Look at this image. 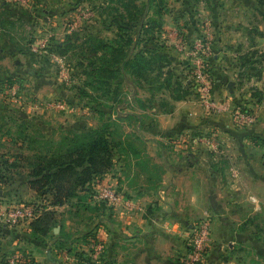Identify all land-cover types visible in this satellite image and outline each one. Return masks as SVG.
I'll return each instance as SVG.
<instances>
[{
	"label": "crops",
	"instance_id": "0c3cea01",
	"mask_svg": "<svg viewBox=\"0 0 264 264\" xmlns=\"http://www.w3.org/2000/svg\"><path fill=\"white\" fill-rule=\"evenodd\" d=\"M0 1L6 6L9 2L21 4L26 9L21 15L30 20H38L41 14L42 0ZM254 1V10L241 11L239 26L224 20L221 8L212 9V24L208 21L209 11L201 7L183 14L176 9L167 18L162 33L166 48L178 46L179 27L181 35L190 31L191 37L199 34L196 39L210 43L216 98L228 99L241 109L255 110L258 120L254 126H239L229 112L208 115L196 93L179 99L173 97L172 89H167V94L162 92L161 96L168 102L163 98L150 107L146 105L151 100L147 96L149 84L132 75L129 82L126 76L120 77L130 89L128 105H114L113 129L120 134L114 138L119 146L114 166L101 179V185L123 191L133 207L115 209L105 202L111 209L99 219L108 226L94 232L106 248L102 259L94 264H181L188 256L193 228L206 214L212 233L206 264H264V0ZM48 14H43L46 21L51 20ZM181 16L190 17V23L181 25ZM204 17L207 25L203 24L202 29L195 22ZM3 20L0 13V64L7 41ZM194 24L200 29L193 28ZM185 51L173 64L178 72L174 81L181 80L182 70L191 72L179 63L189 55ZM191 80L192 74L184 83L187 88L191 84L192 91L195 87ZM229 81L234 82L233 90L228 87ZM136 84L146 92H139L138 87L134 88ZM86 118L87 126L95 125L96 120ZM206 132L218 135L224 155L218 156L198 140ZM58 207L71 206L67 203ZM16 229L0 224V262L15 253L23 255L8 247V243H27L28 234ZM66 235L71 240L84 237L82 232ZM91 237L85 236L83 241ZM224 254L227 258L222 257ZM39 255L37 249L29 250L24 254L27 261L22 259L20 264H37L33 256ZM51 255L41 264H59L58 256ZM73 260L71 253L67 264H74Z\"/></svg>",
	"mask_w": 264,
	"mask_h": 264
},
{
	"label": "rangeland",
	"instance_id": "374dc122",
	"mask_svg": "<svg viewBox=\"0 0 264 264\" xmlns=\"http://www.w3.org/2000/svg\"><path fill=\"white\" fill-rule=\"evenodd\" d=\"M134 1L130 5H135L133 18L125 9V4L129 2L122 3L117 0H42L38 20H30L27 16H22L21 13L25 12V8L21 4L9 2L6 7L0 8V13L4 16L2 28L7 38L5 50L2 51L3 63L0 64L2 66L0 73L5 78L0 81V189L4 191V197H14L22 202H34L36 205L47 203L50 198L46 196L44 200L45 197L43 198L28 184L29 169L25 157L36 152L44 154L48 150L50 140L54 139L57 142L68 132L83 130L87 127L84 123L86 117L96 120L94 123L96 126L113 125L109 121V115L114 113L110 110L111 107L128 105L127 95L130 89L127 82L119 86V95L114 102L115 93L107 91L108 85L103 86V90L99 91L96 86L100 85L90 82L91 76H94L101 66V59L106 60L107 57L111 60L109 47L112 43L119 40L120 44L126 46L127 53L143 52L154 41L163 46L166 39L162 33L168 23L167 18L176 9L183 14L186 10L195 11L201 7V10H208V16H210L214 7L221 8L220 12L224 20L239 26L241 11L254 10L256 7L254 0H248V2L245 0H192L191 2L165 0L167 7L159 13L156 5H160L162 0H154V4H151L149 0ZM213 3L216 5L213 6ZM13 9L20 15L9 16ZM45 12H49L48 16L51 20L44 19ZM85 13L88 15L85 16ZM113 14L114 18H112ZM206 18H199L200 20H196L195 23L203 29V24L207 25ZM151 20L153 24L156 21L155 25L160 22L162 30L158 29L159 26L149 30L153 26L150 24ZM190 21V17L184 18V16H181L179 20L181 25ZM208 21L213 23L211 16L208 17ZM197 24H194L193 28L200 29ZM180 31L182 30L179 27L178 46L164 47V51L174 58H181L180 55L186 52L185 47L187 51L193 48L197 40L196 36L199 35L193 33L191 37L190 31L189 33L184 31V35H181ZM35 36L49 38L51 45L47 53L32 52L30 46ZM212 52L214 51H211L209 56H212ZM184 57L185 59L180 60L185 61L186 64L181 65L185 66V69H190L191 65L188 63L192 57L191 55ZM174 67L175 65L172 68ZM127 70L124 67L121 72L126 77L130 76ZM160 72L156 71L150 77L151 82L157 83L153 86V90L151 91V87H146L150 89L148 90L150 94L147 96L151 97V100L146 101V105L150 107L158 105L163 98L168 102L167 97L161 96L162 92L167 94V89L162 88L163 85L160 87L158 81ZM174 73L178 72L174 71ZM191 74L182 70L180 78L185 82ZM164 75L163 78H165ZM165 84L169 85L168 82ZM110 85L113 90L111 82ZM136 87L141 93L147 90L139 84H136L134 88ZM57 103H66L70 108L61 111L56 107ZM86 108L89 109L87 112H85ZM91 113L92 115H88ZM122 118L128 119V117ZM208 134L206 132L203 135ZM119 135V131L117 132L114 128L113 137L117 138ZM97 191L96 188L93 198L86 201L93 209L76 210L72 207L56 209L55 223L57 225L54 228L63 226L67 234L82 232L86 235L90 233L92 236L88 239L89 241H83V235L69 241L72 243L69 244L70 247L76 250L73 255L75 260L72 261L74 264H77L79 256L82 258L80 264L85 262L94 264L96 260L102 259L103 250L105 251L106 248L104 242L97 236V232H94L102 226H108L99 219V215L103 212L94 207L95 203L100 202L96 199ZM27 227L28 225H22L16 230L21 234H27L25 231ZM59 232L60 230L55 234ZM53 234L54 231L42 242L28 237L27 243L24 242L23 245L8 243L9 246H7L10 250L20 251L23 256L29 250L36 252L37 249L40 255L33 256L37 264L48 260L49 253L52 254L51 256L53 254L58 256L59 264H67L64 259L66 251L60 250L56 240L53 239ZM85 245H87L86 248ZM99 246H101L100 249ZM222 257L227 258V255L224 254ZM23 260L27 261L24 257Z\"/></svg>",
	"mask_w": 264,
	"mask_h": 264
},
{
	"label": "trees",
	"instance_id": "16d2710c",
	"mask_svg": "<svg viewBox=\"0 0 264 264\" xmlns=\"http://www.w3.org/2000/svg\"><path fill=\"white\" fill-rule=\"evenodd\" d=\"M117 1L122 3L129 2V4H125V9L128 15L133 18L135 5H130L131 2L134 3L135 1ZM149 1L151 4H154V0ZM191 1L192 0H188L187 2ZM158 5L159 4H157L156 7H158L159 13H162L167 7L165 0H162L160 5ZM4 7H6V5L3 4V1H0V8ZM16 15L20 14L16 13L15 9L9 13V16ZM116 17L118 18L119 16ZM112 18H114V14L112 15ZM150 24L153 26L149 30H152L155 26H159L158 29L161 27L160 22L158 25H155L156 21L153 24V21L151 20ZM129 42L128 45L130 44ZM154 43L155 41L151 43V45H148L143 52L138 53H127L126 46L120 44L119 40L116 43H112L109 47L111 50V60H108L107 57L106 60L101 59V66L95 72V75L91 76L90 82L100 85L96 86V89L99 91L103 90V86L106 87V85H108L107 91L115 93L113 99L114 102L119 95V86L123 84L119 79L120 77L125 76L121 73L124 67L128 69L127 74L130 73L132 78H135L139 82H147L151 87V91L153 90V86L157 83L151 82L150 77L156 71H161L158 80L160 87L163 85L162 88L172 89V95L174 98L180 99L189 96L191 93L195 94V89L192 91L190 90L191 84L187 88L183 82L184 80L174 81L175 76L177 75L174 71L176 72L177 69L176 67H174V69L172 67L176 62V58L164 51V47L166 48L165 43L162 44L163 46L159 43ZM209 55L207 56L208 60L206 67L214 84L216 74L213 68V56ZM179 63L186 64L185 61ZM191 63L190 61L188 63L191 65L190 73H192L193 70V64ZM166 69L168 70L166 71ZM164 74H166V76ZM163 75L165 78L162 77ZM130 76L126 77L128 82ZM4 79L5 78L2 74H0V81H3ZM110 82L112 83L113 90H111L112 87ZM165 82H168L169 85L165 84ZM190 83H194V80H191ZM193 86L195 87V84H193ZM110 110L114 111V106L111 107ZM109 121L114 124L115 121L112 118V115H109ZM48 145L46 153L39 154V152H36L25 157L29 169V186L41 194L43 198L45 197L44 200H46V196L50 198L47 203L37 205L39 214L29 223L27 229H25L29 237L37 242H42L44 239H47L48 235L54 231V227L57 225L55 223L57 206L69 203V205L76 210L93 209L86 201L93 198L96 188L101 186V179L105 174L112 170L119 146L118 142H116L113 137V125L111 124L87 126L83 130L77 132H68L57 142H55L54 139L50 140ZM75 199L76 202L74 201V203L73 200ZM94 207L104 213L105 211L110 210L103 201L95 203ZM81 211L82 210H80V212ZM66 234L64 227L61 226L58 234H55L54 231L53 239H56V243L59 245L60 250H65L74 255L76 250L74 247H70L69 244H72L69 242L71 237ZM85 236H91V234H84V237ZM84 237H82V239H84ZM76 255L78 256V253ZM78 259L82 260L80 256ZM181 264H187V259H184Z\"/></svg>",
	"mask_w": 264,
	"mask_h": 264
},
{
	"label": "built area",
	"instance_id": "2783aa9c",
	"mask_svg": "<svg viewBox=\"0 0 264 264\" xmlns=\"http://www.w3.org/2000/svg\"><path fill=\"white\" fill-rule=\"evenodd\" d=\"M26 3L27 0H20ZM85 16L88 14L85 13ZM48 37L38 38L35 36L30 49L35 54L47 53L50 48ZM184 48V46H183ZM185 49H187L185 47ZM190 49V50H189ZM188 49V54L193 60L192 79L194 80L195 90L198 98L208 115L221 113H231L234 121L242 127H252L257 123L258 115L255 110L241 109L228 99L219 100L214 93L213 79L207 70V56L211 52L210 43L202 39H197L193 48ZM56 107L61 111H66L70 106L66 103H57ZM72 109V108H71ZM201 143L208 146L218 156L224 155V149L221 146L218 135L210 133L198 138ZM96 199L109 204L111 208L117 209L133 207V202L126 197L123 191L111 186L101 185L97 188ZM251 200L256 202V198ZM37 205L34 202L18 201L14 197H0V224L10 229H16L29 223L38 216ZM212 243L211 221L208 214L205 215L193 228V232L188 241L187 264H206L209 248ZM103 247V246H102ZM101 246H99V249ZM23 255L15 253L0 264H20ZM22 258V259H21ZM65 262L71 260V253L64 254Z\"/></svg>",
	"mask_w": 264,
	"mask_h": 264
},
{
	"label": "water",
	"instance_id": "95a60500",
	"mask_svg": "<svg viewBox=\"0 0 264 264\" xmlns=\"http://www.w3.org/2000/svg\"><path fill=\"white\" fill-rule=\"evenodd\" d=\"M233 85H234V82L233 81H229V83H228V87L231 89V90H233ZM4 191L2 190V189H0V197H2V196H4ZM60 230V226H58V227H56L55 229H54V231L55 232H58Z\"/></svg>",
	"mask_w": 264,
	"mask_h": 264
}]
</instances>
